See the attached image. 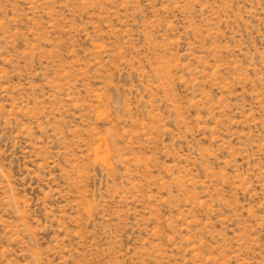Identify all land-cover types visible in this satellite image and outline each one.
Instances as JSON below:
<instances>
[{
  "label": "rangeland",
  "instance_id": "1",
  "mask_svg": "<svg viewBox=\"0 0 264 264\" xmlns=\"http://www.w3.org/2000/svg\"><path fill=\"white\" fill-rule=\"evenodd\" d=\"M0 264H264V0H0Z\"/></svg>",
  "mask_w": 264,
  "mask_h": 264
}]
</instances>
